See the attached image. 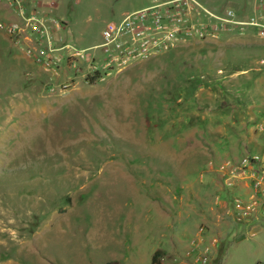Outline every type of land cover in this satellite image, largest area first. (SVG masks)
<instances>
[{"label": "rangeland", "instance_id": "rangeland-1", "mask_svg": "<svg viewBox=\"0 0 264 264\" xmlns=\"http://www.w3.org/2000/svg\"><path fill=\"white\" fill-rule=\"evenodd\" d=\"M30 1L97 53L106 29L165 0ZM195 1L239 14L248 0ZM15 21L0 1V264H153L157 250L196 264L201 226L220 240L210 264H264V222H233L216 175L262 144L264 40L224 32L120 70H47L1 27Z\"/></svg>", "mask_w": 264, "mask_h": 264}, {"label": "built area", "instance_id": "built-area-1", "mask_svg": "<svg viewBox=\"0 0 264 264\" xmlns=\"http://www.w3.org/2000/svg\"><path fill=\"white\" fill-rule=\"evenodd\" d=\"M0 1L7 3L16 18L1 27L17 41L25 39L30 44L27 55L47 70L55 69L64 58L74 66L120 70L167 54L178 48L179 42L216 40L224 32L252 33L264 40V0H257L254 14L246 19L232 9L207 10L195 0H165L130 13L106 29L103 43L95 48L97 53L78 49L59 35L60 23L52 20L50 26L43 17V6L30 0ZM258 65L264 78V58ZM256 134L262 141L260 149L222 161L216 169L224 191L217 201L225 204L226 215L237 225L264 222V116L256 124ZM207 230L205 226L199 228V238L186 253L195 258L196 264H210L220 241L218 237L209 239Z\"/></svg>", "mask_w": 264, "mask_h": 264}, {"label": "crops", "instance_id": "crops-1", "mask_svg": "<svg viewBox=\"0 0 264 264\" xmlns=\"http://www.w3.org/2000/svg\"><path fill=\"white\" fill-rule=\"evenodd\" d=\"M196 2H197V1H196ZM256 2H257V0L254 1V2L248 0L247 2L241 4V5H240L241 11H240L239 14H238L239 17H241V18H243V19H246V18L250 17L251 15H253L254 12H255V4H256ZM161 3H163V2H161ZM161 3H159V4H161ZM197 3H198V2H197ZM159 4H157V5H159ZM199 4H200V3H199ZM200 5H201V4H200ZM203 7H204V6H203ZM204 8H206L207 10H211V11H217V10L209 9V8H207V7H204ZM237 35H239V34H237ZM239 36H242V35H239ZM243 36H246V35L244 34ZM154 255H155V253H154ZM154 255H153V257H154ZM153 257H152V260H153Z\"/></svg>", "mask_w": 264, "mask_h": 264}, {"label": "trees", "instance_id": "trees-1", "mask_svg": "<svg viewBox=\"0 0 264 264\" xmlns=\"http://www.w3.org/2000/svg\"><path fill=\"white\" fill-rule=\"evenodd\" d=\"M259 75L262 76L263 75V72L262 71H259ZM96 78L97 77H92L90 78L91 82L94 83L96 81ZM264 116V111H263V114ZM163 252L161 250H157L155 252V255L153 257V264H159V259L161 258ZM108 264H119L118 262H109Z\"/></svg>", "mask_w": 264, "mask_h": 264}]
</instances>
